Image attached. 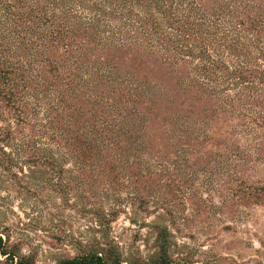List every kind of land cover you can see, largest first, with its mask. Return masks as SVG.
Segmentation results:
<instances>
[{
    "label": "trees",
    "instance_id": "obj_1",
    "mask_svg": "<svg viewBox=\"0 0 264 264\" xmlns=\"http://www.w3.org/2000/svg\"><path fill=\"white\" fill-rule=\"evenodd\" d=\"M0 118L45 136L51 166L113 178L123 164L139 187L151 166L197 160L238 177L243 204L264 201L239 170L264 168V0H0ZM93 214L100 237L55 264H126L116 211ZM154 229L152 264H170ZM0 257L35 264L1 236Z\"/></svg>",
    "mask_w": 264,
    "mask_h": 264
},
{
    "label": "rangeland",
    "instance_id": "obj_2",
    "mask_svg": "<svg viewBox=\"0 0 264 264\" xmlns=\"http://www.w3.org/2000/svg\"><path fill=\"white\" fill-rule=\"evenodd\" d=\"M41 118L39 113L34 123ZM7 128L12 132L5 143ZM35 131L0 118V236L35 264H55L74 255L76 244L99 238L93 214L98 209L116 211L108 235L126 264L157 258L155 225L170 234V264H264V201L240 202L232 193L239 178L228 176L225 167L218 172L220 167L197 160L163 162L151 166L154 172L162 169L160 175L138 187L123 164L113 178L98 176L97 166L92 175L70 161L51 166L50 143ZM258 168L260 176L247 165L239 170L264 184V168ZM0 264L9 263L0 257Z\"/></svg>",
    "mask_w": 264,
    "mask_h": 264
}]
</instances>
